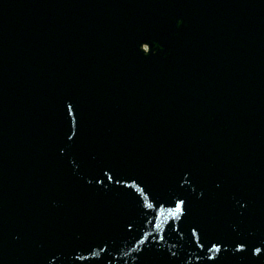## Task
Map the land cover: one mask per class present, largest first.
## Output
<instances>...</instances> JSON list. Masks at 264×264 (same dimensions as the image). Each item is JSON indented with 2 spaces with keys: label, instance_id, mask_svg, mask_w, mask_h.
I'll list each match as a JSON object with an SVG mask.
<instances>
[{
  "label": "water",
  "instance_id": "95a60500",
  "mask_svg": "<svg viewBox=\"0 0 264 264\" xmlns=\"http://www.w3.org/2000/svg\"><path fill=\"white\" fill-rule=\"evenodd\" d=\"M0 264H264V0H0Z\"/></svg>",
  "mask_w": 264,
  "mask_h": 264
}]
</instances>
